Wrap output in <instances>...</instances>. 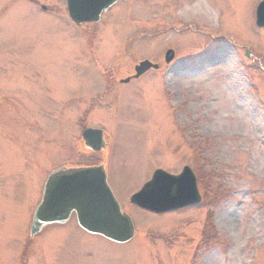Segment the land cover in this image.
<instances>
[{"label": "rangeland", "instance_id": "1", "mask_svg": "<svg viewBox=\"0 0 264 264\" xmlns=\"http://www.w3.org/2000/svg\"><path fill=\"white\" fill-rule=\"evenodd\" d=\"M260 1L117 0L77 25L66 0H0V264H264ZM88 127L107 148L87 149ZM106 161L136 235L120 245L72 219L28 242L48 173ZM185 166L203 199L210 187L201 205L130 202L156 169Z\"/></svg>", "mask_w": 264, "mask_h": 264}, {"label": "water", "instance_id": "2", "mask_svg": "<svg viewBox=\"0 0 264 264\" xmlns=\"http://www.w3.org/2000/svg\"><path fill=\"white\" fill-rule=\"evenodd\" d=\"M116 1L111 0L104 6L103 3L100 9L102 6L103 9H108ZM85 10L87 5L84 0H70V13L77 23L86 19L78 15ZM99 17L98 14L95 20ZM259 19V24H263L264 14L260 16V11ZM147 67H137L135 77ZM129 80L128 78L124 81ZM98 133L97 136L86 130L83 134L86 145L93 149L107 148L103 133ZM200 200L195 178L188 168L180 175H172L162 169L156 170L152 180L132 197V202L155 212L169 211L198 203ZM73 212L76 213L80 226L91 233L117 242L129 241L135 235L131 217L121 210L108 186L103 165L86 168L62 167L50 173L42 201L34 213L31 236L49 224L67 222Z\"/></svg>", "mask_w": 264, "mask_h": 264}]
</instances>
